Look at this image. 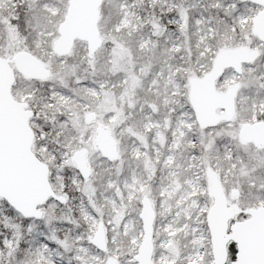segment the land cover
<instances>
[{
    "label": "snow or ice",
    "instance_id": "obj_1",
    "mask_svg": "<svg viewBox=\"0 0 264 264\" xmlns=\"http://www.w3.org/2000/svg\"><path fill=\"white\" fill-rule=\"evenodd\" d=\"M0 264H264V0H0Z\"/></svg>",
    "mask_w": 264,
    "mask_h": 264
}]
</instances>
